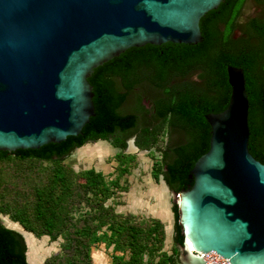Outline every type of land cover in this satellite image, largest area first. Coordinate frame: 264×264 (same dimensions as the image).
I'll return each instance as SVG.
<instances>
[{
  "label": "water",
  "instance_id": "1",
  "mask_svg": "<svg viewBox=\"0 0 264 264\" xmlns=\"http://www.w3.org/2000/svg\"><path fill=\"white\" fill-rule=\"evenodd\" d=\"M225 1L0 0V151L82 139L96 67L131 47L201 42V18ZM226 72L227 106L203 115L209 148L189 170L192 184L172 192L185 264L199 253L264 264V164L248 149L243 69Z\"/></svg>",
  "mask_w": 264,
  "mask_h": 264
},
{
  "label": "trees",
  "instance_id": "2",
  "mask_svg": "<svg viewBox=\"0 0 264 264\" xmlns=\"http://www.w3.org/2000/svg\"><path fill=\"white\" fill-rule=\"evenodd\" d=\"M244 0H226L220 7L205 15L199 22L202 41L197 44H145L126 49L104 64L96 67L89 77L93 87L95 115L82 139L48 143L27 151H0V164L6 161H49L52 163L46 180L33 186V200L22 197L18 185L10 193L4 187L6 176L0 174V214L8 215L36 238L57 236L55 229L61 221L68 223L69 231L61 244L63 254L43 260V264H88L90 247L110 238L115 247L127 248L128 259L114 255L112 264H139L148 250L147 241L154 236L160 244L164 238L163 223L151 220V225L136 222L114 213L103 206L110 195L101 172L93 168L75 172L63 161L78 147L88 142L105 140L123 152L129 135L137 133L135 143L143 148L152 144L155 135L167 125L184 133L185 140L172 146L162 155V162L154 165L153 178L162 177L167 187L180 191L192 184L189 170L196 159L209 148L210 126L203 115L222 111L229 102L230 85L226 66L243 69L248 97V149L264 164V12L250 18L243 26V34L233 38L232 31ZM264 4V0H256ZM197 74L200 82L187 80ZM140 82H147L161 90L153 103V115L159 120L157 127L136 129V112L122 113L120 106L129 92ZM137 109H142L139 98ZM169 154L170 160L168 159ZM32 167V166H31ZM29 167L16 168L13 173L41 178ZM81 179V180H79ZM11 190V189H10ZM10 198L5 200V195ZM89 194V196H88ZM102 195L101 198L97 196ZM3 198V200H2ZM90 203L99 211L94 219H61L65 208L74 202ZM31 202V203H30ZM173 214V249L167 257L169 264H179L178 247L182 244L178 223V207L171 205ZM93 222V221H92ZM40 223V225H39ZM111 232L99 234L103 226ZM22 232L5 226L0 220V264H30L27 243Z\"/></svg>",
  "mask_w": 264,
  "mask_h": 264
},
{
  "label": "rangeland",
  "instance_id": "3",
  "mask_svg": "<svg viewBox=\"0 0 264 264\" xmlns=\"http://www.w3.org/2000/svg\"><path fill=\"white\" fill-rule=\"evenodd\" d=\"M241 8L240 20L257 12V7L253 0H246ZM239 34L240 30L237 28L235 32H233V35L237 36ZM187 80L200 82L197 74L189 75ZM137 94L143 95H141V97L144 98V104L149 103V99L152 97V93L147 89L137 88L128 95L126 102L119 111L127 113L136 110ZM143 107L144 105L140 110H143ZM142 115V120H144L145 123L153 127H157L160 124L159 120L155 117L146 116L144 113H142ZM130 138H133V135H129L127 140ZM185 138L183 132L177 129H170L165 124L159 132L156 133L154 140H152V144L149 143L148 146L143 148L137 146L139 150L126 151L125 149L123 152L119 153V148L112 147L109 142L105 140H98L96 142H88L78 147L63 161L65 165L73 168L75 172L93 168L95 171L102 173L110 192V195L103 201L104 207H109L114 213L123 216L130 214L131 220L143 224L145 223L146 225H151V220L154 218L162 221L164 228V238L162 242L158 244L155 242L154 236H151L147 241V247L148 250L152 252L149 253L146 251L139 264H169L167 257L172 253L174 234V219L171 211L173 190L167 187L162 177L156 182L152 174L154 165L162 162L163 153L177 143L183 142ZM170 156L171 154H169L167 160H170ZM51 166L52 163L49 161L36 160L18 162L11 160L0 164V174L6 176L4 187H6L5 189H11L7 190L8 193L14 189V184L16 186L18 185L17 187L19 191H21L20 194L22 197L26 196V201L29 202V200H33V186L35 184L41 185L46 180L45 176H47ZM29 167L33 168L41 178L38 179L28 175L21 177L19 174L13 173L16 168L28 171ZM97 197L101 198L102 195ZM9 198L10 194L5 195V200ZM64 211L67 214L62 216L61 219L70 218L74 220L80 218L84 220L88 219V217H93L94 219L99 213L94 206L92 207L91 204L86 203V201L80 203L74 202L73 206L65 208ZM0 220L5 226L17 229L24 234L25 243H27L28 262L30 264H40V262L48 257L56 254H63L61 244L65 241L64 235L69 231L67 222H65L64 225H62L61 221L58 222L57 228L55 229L57 237L51 240L48 235L36 238L31 232L24 230L18 222L12 221L8 215L0 214ZM87 221L91 223L97 222L96 219L92 220L93 222L90 220ZM102 232H106V234L109 235L111 231L107 229L105 225L98 233L101 234ZM30 244L35 247L38 263H32L29 260L28 253ZM114 255L123 256L124 259H128L130 252L127 248L115 247L110 238H105L90 247V260L88 264H112ZM177 258L179 264H185L183 260V251L180 246L178 247ZM209 260L210 259H208V261Z\"/></svg>",
  "mask_w": 264,
  "mask_h": 264
},
{
  "label": "flooded vegetation",
  "instance_id": "4",
  "mask_svg": "<svg viewBox=\"0 0 264 264\" xmlns=\"http://www.w3.org/2000/svg\"><path fill=\"white\" fill-rule=\"evenodd\" d=\"M246 0H244L243 1V4H244V2H245ZM253 2H254V4H255V6L257 7V12H255L254 14H252V15H250V16H247V17H245V18H243V20H240L239 19V17H240V15H241V10H240V12H239V14H238V16H237V18H236V23H235V26H234V28H233V31H232V35H233V32H235V30L238 28L239 30H240V34L239 35H237V36H235V35H233V38H239L242 34H243V26H244V24L250 19V18H253V17H256V16H260V15H262L263 14V12H264V4H262V3H259V2H257L256 0H253ZM243 4H242V6H243ZM241 6V7H242ZM242 9V8H241ZM137 88H144V89H147L148 91H150L151 93H152V97H150V99H149V103H145L144 104V101H143V99L144 98H142L141 97V95L142 94H137V96H138V98H139V104H140V106H143L144 105V109L143 110H138L137 109V107L135 108L136 110H134L135 112H136V114H137V124H136V129L138 130V129H142V128H144V127H150L151 125H149L148 123H145L144 122V120H142V113H144V115H146V116H150V117H153L154 118V115H153V103L160 97V94H161V90L160 89H158V88H156V87H154L153 85H151L150 83H147V82H140V83H138L136 86H134L133 87V89L129 92V94L128 95H130L134 90H136ZM141 98H140V97ZM143 96V95H142ZM127 98H128V96H127ZM127 98H126V100H127ZM126 100H125V102H126ZM124 102V103H125ZM123 103V104H124ZM122 104V105H123ZM122 105L120 106V108L119 109H121V107H122ZM134 111H132V112H134ZM136 136H137V133L136 132H134L133 133V138H134V141H135V139H136ZM24 235V234H23ZM25 237V236H24Z\"/></svg>",
  "mask_w": 264,
  "mask_h": 264
},
{
  "label": "bare ground",
  "instance_id": "5",
  "mask_svg": "<svg viewBox=\"0 0 264 264\" xmlns=\"http://www.w3.org/2000/svg\"><path fill=\"white\" fill-rule=\"evenodd\" d=\"M137 145L135 144H132L131 141L129 142V145L126 149V151H134V150H139L137 147ZM69 157V156H68ZM28 235V234H27ZM187 241V240H186ZM187 243L190 245V249L193 251V247L191 246V244L187 241ZM212 253H209V254H198V256H196V254H194L195 256H190L189 257V264H199V262L201 260H203V258L205 259V257L211 255ZM215 254V253H214ZM29 260L32 262V263H38V259H37V256H36V252H35V247L34 245H31L30 244V248H29ZM193 255V254H192ZM217 255V254H216ZM206 261V260H205Z\"/></svg>",
  "mask_w": 264,
  "mask_h": 264
},
{
  "label": "built area",
  "instance_id": "6",
  "mask_svg": "<svg viewBox=\"0 0 264 264\" xmlns=\"http://www.w3.org/2000/svg\"><path fill=\"white\" fill-rule=\"evenodd\" d=\"M208 259H210V260L208 261ZM205 260L208 264H229L227 259H224L220 256H217L214 253L205 257Z\"/></svg>",
  "mask_w": 264,
  "mask_h": 264
},
{
  "label": "crops",
  "instance_id": "7",
  "mask_svg": "<svg viewBox=\"0 0 264 264\" xmlns=\"http://www.w3.org/2000/svg\"><path fill=\"white\" fill-rule=\"evenodd\" d=\"M17 230V229H16ZM19 231V230H18ZM21 232V231H20ZM27 258H28V256H27ZM43 262V261H42ZM42 262H40V264H42Z\"/></svg>",
  "mask_w": 264,
  "mask_h": 264
}]
</instances>
